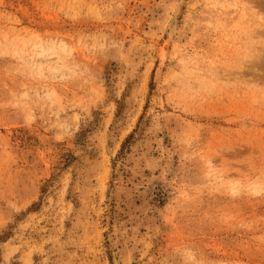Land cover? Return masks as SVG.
<instances>
[{
	"label": "rangeland",
	"instance_id": "rangeland-1",
	"mask_svg": "<svg viewBox=\"0 0 264 264\" xmlns=\"http://www.w3.org/2000/svg\"><path fill=\"white\" fill-rule=\"evenodd\" d=\"M109 242L264 264V0H0V264Z\"/></svg>",
	"mask_w": 264,
	"mask_h": 264
},
{
	"label": "bare ground",
	"instance_id": "bare-ground-1",
	"mask_svg": "<svg viewBox=\"0 0 264 264\" xmlns=\"http://www.w3.org/2000/svg\"><path fill=\"white\" fill-rule=\"evenodd\" d=\"M180 10H181V3H177L172 12H171V15L169 17V20H168V24H167V36L168 37H171L175 30H176V24H177V17L180 13ZM110 243V242H109ZM110 250H111V255H112V259H113V264H119L117 259H116V256H115V253L113 251V246L112 244L110 243Z\"/></svg>",
	"mask_w": 264,
	"mask_h": 264
}]
</instances>
